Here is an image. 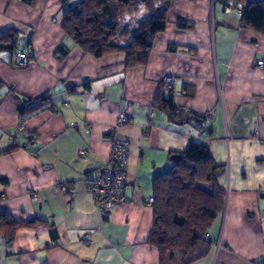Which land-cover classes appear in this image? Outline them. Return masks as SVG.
Listing matches in <instances>:
<instances>
[{
	"label": "crops",
	"instance_id": "0c3cea01",
	"mask_svg": "<svg viewBox=\"0 0 264 264\" xmlns=\"http://www.w3.org/2000/svg\"><path fill=\"white\" fill-rule=\"evenodd\" d=\"M241 8L236 0H173L148 64L127 69L124 53L95 59L67 37L63 0H0V36L19 35L16 50L0 49V153L19 147L0 156V215L35 223L11 244L0 238V264H161L149 243L150 198L194 141L223 167L226 196L207 234L210 255L196 264H264V34L243 27ZM17 50L31 56L28 69H16ZM161 85L185 114L211 117L204 136L194 119L177 125L184 115L173 120L155 107ZM43 96L47 106L22 118L26 103ZM124 111L130 121L116 134L132 145L133 204L103 220L87 177L108 161ZM85 234L91 245L82 243Z\"/></svg>",
	"mask_w": 264,
	"mask_h": 264
},
{
	"label": "trees",
	"instance_id": "16d2710c",
	"mask_svg": "<svg viewBox=\"0 0 264 264\" xmlns=\"http://www.w3.org/2000/svg\"><path fill=\"white\" fill-rule=\"evenodd\" d=\"M9 2L13 0H7ZM64 5L62 26L69 39L95 59L111 54L126 55V68L145 67L156 38L166 32L167 16L173 0H79ZM32 5L34 0H23ZM242 9V25L264 34V0H236ZM142 9L147 13L136 20ZM180 28L191 26L180 22ZM19 45L15 31L0 36V49L14 51ZM173 50V49H172ZM60 55H67L64 47ZM155 107L173 120H181L186 111L175 104V94L162 85ZM48 96L26 103L22 118L36 114L47 106ZM198 127L204 118L193 116ZM19 150L10 147L0 156ZM171 171L156 180L154 226L150 245L160 253L161 264H196L210 255L212 243L206 239L213 224L225 211L226 196L218 184L223 167L213 161L211 151L194 141L186 152L178 155ZM35 223L17 222L12 216L0 215V238L11 244L19 230L32 228ZM54 234V229L51 232Z\"/></svg>",
	"mask_w": 264,
	"mask_h": 264
},
{
	"label": "built area",
	"instance_id": "2783aa9c",
	"mask_svg": "<svg viewBox=\"0 0 264 264\" xmlns=\"http://www.w3.org/2000/svg\"><path fill=\"white\" fill-rule=\"evenodd\" d=\"M14 65L16 69L26 70L31 66V56L23 51L17 50L15 52ZM260 68H264V62L258 63ZM164 82L169 87L175 83L174 77L168 75ZM130 118L127 111H124L120 115L117 126L114 128L112 136L110 137V142L112 143V148L110 151V157L108 161L103 165L100 170L93 171L88 175L89 179V190L90 195L93 197L99 212L102 214L103 220L107 219L111 211L120 206L132 205L133 202L129 200L127 196V186L130 181L129 175V161H130V151L131 142L127 140H122L116 134L117 129L128 124ZM212 121L211 117L205 116L204 122L199 126V136L202 137L206 134V123ZM23 130V126L20 127ZM82 157L87 156L86 151L80 152ZM48 168V166H45ZM62 191H66L64 186L58 187ZM37 197L33 198L37 200ZM150 203L153 205L155 203V197L150 198ZM82 243L84 245H91L93 237L89 234L82 236ZM206 239H209V235H206ZM255 264H263L258 261Z\"/></svg>",
	"mask_w": 264,
	"mask_h": 264
},
{
	"label": "water",
	"instance_id": "95a60500",
	"mask_svg": "<svg viewBox=\"0 0 264 264\" xmlns=\"http://www.w3.org/2000/svg\"><path fill=\"white\" fill-rule=\"evenodd\" d=\"M184 119L182 120V122H177L176 124L177 125H182V123L184 122H188L192 119V116H190L189 114H185L184 115ZM173 159H175L176 161H179L180 160V157L179 156H174Z\"/></svg>",
	"mask_w": 264,
	"mask_h": 264
}]
</instances>
